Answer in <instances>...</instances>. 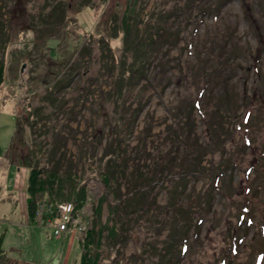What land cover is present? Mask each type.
<instances>
[{
  "label": "rangeland",
  "instance_id": "1",
  "mask_svg": "<svg viewBox=\"0 0 264 264\" xmlns=\"http://www.w3.org/2000/svg\"><path fill=\"white\" fill-rule=\"evenodd\" d=\"M84 1L51 0L48 3L46 0H0V61L3 63L5 75L4 81L0 84V204L13 202L10 216L6 217L0 211V238L4 257L8 259L6 264H80V240L86 234V224H91V214L95 211L98 202L102 205L101 213L97 217L99 223L112 224L108 201L102 198L106 186L100 177V170L104 167V158L101 155L111 128L108 126L107 118L99 113L100 109L107 110L109 118L112 119L108 109H111L113 104H106L103 107L102 93L97 87V84H102L103 87L105 85L108 87L110 84L100 79L102 83L99 81L92 85L94 96L92 93V97L87 99L84 94V82L72 83L75 85L74 89L67 90L61 99V102L65 103L62 112L56 109L57 104H48L44 98L47 86L51 87L56 79L69 71L65 67L66 64L80 62L84 68L87 61L91 62L93 67L90 77L95 75L96 68H99L101 62L106 59L101 60L102 43L89 35L88 28L96 21L106 24L111 16L110 12L122 13L129 2V0H108L105 6L110 7L103 12V7L100 10L101 0H94V5L89 4L94 8L93 10L85 6ZM140 1L144 11H150L153 3L162 8L163 15H153L146 20L147 23L152 24L154 20L161 18L165 19L163 22L165 23L168 19L167 9L185 0ZM214 1L217 2L216 4L220 2V0H210L212 4ZM56 3L66 5L67 9L64 12L57 10L56 16H59L55 21L48 23L41 21L40 15L50 13V8ZM219 8L211 13L198 15L193 22L188 20L193 19L194 14L190 17L188 12L180 11L178 19L181 27L177 29L180 30L181 38L174 34L172 29L175 27L174 24L173 27L166 28L172 24L173 16L169 17L168 25H163L162 28L166 31V35L158 40L160 46L152 59L151 76L131 86L124 104L126 108L122 107L123 111L127 109L130 112H127V117L135 118L134 130L132 133L126 131L124 136L122 133L117 136L123 141L122 144H127L126 151L130 154V159L134 155L133 146L143 142L150 150L151 157L157 162L158 157L163 153L160 150V146L163 145L161 141L165 134L170 132L168 128L170 126L176 128L179 124L180 112L174 118L171 109L180 107L182 98L187 99L188 105L193 98L201 101L206 116L195 108L191 112V120L195 123L193 128L200 137L197 144L200 151L195 154H199L200 157L196 159L197 155L194 157L195 154L181 151L178 152L177 159V163L183 162L187 167L194 166L197 170L195 174H188L186 193L181 200V204L192 212L195 207L199 211L206 209L207 201L210 200L208 197L210 188L206 189L205 186L208 184L209 187L214 173L224 168L222 159L231 156L236 160L232 167L226 169L222 178L225 182L224 186L233 193L234 200L215 194L212 200L213 206L208 210L201 224L200 237L195 242H191L190 250L183 258V264H215L216 259L220 257L238 213L236 205L245 183L244 169L250 165L254 166L252 173L254 186L260 187L254 203L256 220L261 221L264 214V210H261L264 209V43H262L264 42V0H229ZM79 9L83 11L78 15ZM61 16L63 18H60ZM137 26L143 29L144 24L140 22ZM101 28L103 30L102 25ZM145 34L142 33L141 36ZM226 41L229 58L227 71H223V76L227 78L228 69L231 67L236 69L237 76L228 75L229 79L221 87L216 89L215 86L212 88L214 91H211L208 90L211 85L204 92L205 94L200 96L201 81L196 83L192 80L186 61L190 59L192 65H202L211 58L208 52L213 45ZM85 43H90L93 50L88 53L89 55L81 56L80 48ZM113 43H120V39H115ZM190 44L192 45L189 47ZM189 49L193 54H188ZM114 51L119 53V49ZM167 58L170 70L163 78L159 64L160 60L167 61ZM62 68L64 72L60 73ZM257 69L260 71L256 72ZM218 71L220 68L215 67L214 72ZM227 86L230 91L229 97L234 96V100L222 105L221 110L216 109ZM251 103L256 105L253 106L256 110L253 111L252 121L246 124L241 114L245 108H251ZM38 106H42L45 114L53 113L52 118H43V113L38 111L34 113L33 108L37 109ZM70 109H73L72 116H67ZM184 112L187 116V119L183 116L185 122V119L189 120V118L187 111L183 110V115ZM16 113H19L25 121L23 133L25 139L23 144L20 136H17L15 140L18 149L10 153L13 134L16 131ZM26 116L29 118L26 119ZM36 118L37 122H33L32 125L31 122ZM127 123L128 121H125L124 125ZM245 128L249 129L253 141L249 146L244 144L243 140ZM53 131L57 132L56 137L61 139L58 144L65 155L63 157L66 158L64 167L76 171L78 175L76 183L72 186L70 181L63 184V181L58 179L64 187L62 189L64 193L63 191L59 193L58 200L65 198V201L59 204L76 203L75 212L65 217L59 206L56 212L52 210L51 217L48 212H44L40 219L39 213V223L27 226L24 224V219L17 214L19 211L17 202L26 204L28 199L30 165L23 156L30 151L29 149L39 153L38 155L46 153L47 147L50 146L48 143L53 138ZM80 144L84 152L88 151L85 152L87 158L84 164L82 162L72 164L71 159L78 161L82 159L78 153L76 155ZM169 157L171 156L169 155L168 159ZM164 178L157 177L156 180L159 179L160 182L148 189L149 201L153 198H156L158 204L164 201L167 195L165 184L172 183L173 178L177 181L179 175L173 174L170 178L169 176ZM163 179L164 183H162ZM83 186H86L88 195L86 194L83 206L78 209L73 192ZM123 191L125 192V188ZM47 195L48 192H45L44 195H38L40 197L37 199L44 200L43 203L47 204ZM87 196H91L90 200H87ZM51 202V207L54 208L56 201ZM154 208L155 205L149 208L150 215L152 212L157 213ZM148 214H145V218ZM131 215L133 216L134 213ZM84 216L85 219H82ZM145 218L133 223L127 240L117 242L113 246L106 243L102 245L100 264H126V261H139L135 253L136 247L141 246L142 242L138 243V241L141 239L144 241L146 238L160 240L157 228L152 227L153 225L149 226L151 221L146 222ZM63 222L66 224L65 228L62 227ZM56 226L61 229L59 234L55 232ZM193 228L194 226L190 229V233ZM257 231L256 224L250 227L241 253L235 256L236 260L233 264H252L257 251L261 250L256 249L255 246L257 243H263L259 232L256 234ZM103 232L102 242L105 240L107 229ZM120 234L122 236V233ZM230 241L231 239L229 243ZM144 257L143 264H154V260L151 263L152 259L148 256V252H144Z\"/></svg>",
  "mask_w": 264,
  "mask_h": 264
},
{
  "label": "trees",
  "instance_id": "2",
  "mask_svg": "<svg viewBox=\"0 0 264 264\" xmlns=\"http://www.w3.org/2000/svg\"><path fill=\"white\" fill-rule=\"evenodd\" d=\"M46 1L49 3L51 0ZM93 1L94 0H85L84 5L90 7L91 5H94ZM107 1L108 0H101L100 10L103 7V12L110 7L105 6ZM226 1L228 2L229 0H220L219 4H216L217 2L215 1L212 4L210 0H185L180 4L175 3L171 8L167 9L166 14H168V19L171 15L173 18L171 19L172 24L166 26V28L169 29L173 27L172 25L174 24L175 27L172 28L174 29L173 32L178 38H181L179 37L181 36L180 30L177 29L178 27H181L180 20L178 19V17H180V11L188 12L190 17H193L194 14L195 17L188 20L193 22L198 15L211 13L213 10H219V7ZM141 3L142 1L140 0H129L127 6L123 8L122 13L110 12L111 16L107 19L108 21L106 24H101L96 21L91 23L89 28L87 27L89 35L99 39L102 43L101 60L106 59L101 62L99 68H96V73L93 77H90V71L93 67L91 62L87 61L84 68H82L80 62H73L69 65L66 64L65 67L69 71H66L62 76L56 79L51 87L48 85L44 96L48 104H57L56 109H58L59 112H62L61 110L65 109V103L61 102V99L65 96L67 90L74 89L73 87L75 85H72V83L80 84V82H84V94L87 99L90 96L92 97V85L94 83H99L100 79L107 84H110L108 87L106 85V87H103L102 84H97V87H99V90L102 93L103 107H105L106 104H113V107L108 109L112 119L109 118L107 110L102 111L99 108V114L107 118L109 121L107 122L108 126L111 128L110 135L107 136L103 153L101 155L102 158H104V167L100 170V177L106 186L102 198L103 200L108 201L109 217L112 224L99 223L97 217H99L101 213L102 205L101 202H98L95 211L91 214V224H86V234L80 240V264H100V259L102 258V245L106 243L107 245L113 246L117 242L127 240L130 236L129 231L131 232L133 223L140 221L141 218H145V214L149 213L151 205H155L154 210L157 213L152 212L151 215L149 213L145 219L147 220L146 222L151 221L149 226L153 225L152 227L157 228V235L160 237V240L146 238L144 241L143 239L138 241V243L142 242L140 244L142 247L137 246V251L135 253L139 261H126V264H143L145 251L148 252V256L152 259L151 263L154 260V264H183V258L186 253L189 252L191 242H195L200 237L201 224L204 222L208 210L213 206L212 200L215 194H220L231 201L234 200L233 193L224 186L225 182L224 179H222L225 176L226 169L232 167L236 162L233 157L229 156L222 159L224 168H220L214 173L209 187L208 184L205 186L206 189L210 188L208 196L210 200L207 201L206 209H204V211H199L195 207L192 212L188 207H184L183 204H181L182 197L187 189L186 179H188V174H195L197 173V170L194 169V166L190 167L189 165V167H187L183 162L177 163V159L179 158L178 152L183 151L195 154L200 151L197 147L200 137L193 128L195 123L191 120V112L194 108L196 110L198 109L206 116V111L203 109L201 101L198 98H193L189 105L187 99L182 98V103H185H179L180 107L171 109V115L174 118L180 112L181 115L178 117L179 124L176 128L171 126L168 128L170 132L168 131L169 133L165 134V137L161 141V144L163 145L160 146V150L163 153L158 157L157 162L154 157H151L150 150L143 142H139L140 144L137 143V145L135 144L133 146L134 155H132V159H130V154L126 151L127 144H122L123 141L117 137L119 133H122L124 136L126 131L132 133L134 130L133 124L135 118L133 116L127 117V112H129L127 109L126 111H123V108H126L124 105L125 100L128 99L129 95V92L127 91L132 85L138 83L144 78L149 79L151 76V73L153 72V69H151V65L153 64L152 59L156 56V49L160 46L158 40L166 35V31L162 29L164 27L163 25H168V19L163 23L165 19L162 18L154 20L152 23L153 25L147 23L146 20L149 17H152L153 15H163V11L162 8L155 6L154 3L152 4L150 11H144ZM52 6L53 7L50 8V13L40 15L42 19L41 21L45 23L55 21L57 16H59H56L57 10L64 12L65 9H67V6H63L62 3H56ZM90 9L93 10L94 8L90 7ZM82 11V9H79L78 15ZM60 18H63V16ZM140 22H143L144 30L137 26ZM101 25L103 26V30ZM142 33L146 34L141 36ZM92 37H89V39ZM115 39H120V43H113ZM191 45L192 44H190L189 47ZM227 48V41L220 44H214L208 52L211 58L205 61L202 65H192L190 59L186 61L192 80L196 83L201 81L199 86L200 96H203V94H205L204 92L211 85L212 86L208 89L211 91H214L212 88L215 86H217L216 89L221 87V85L229 79L228 75L232 77L237 76L236 69H233V67L228 69L229 74H226L227 78H224L223 76L228 67L229 55ZM114 49H119V53H116ZM191 49L188 50V54H193ZM92 50V45L90 43H85L80 48V54L81 56L89 55L88 53L92 52ZM221 55L223 58H221ZM215 60L216 63L214 64ZM168 62V58L167 61L160 60L159 68H161L163 78L166 77V72L170 70ZM210 62L212 63L209 64ZM165 67L167 69H165ZM215 67H219L220 71L214 72ZM63 69L64 68L60 70V73L64 72ZM259 71L260 69H257L256 72ZM4 78V67L3 63L0 61V84L4 81ZM100 83L102 82L100 81ZM94 94L95 93H93V96ZM229 94V86H227L224 88L223 97L219 100L220 105H217L216 109L221 110L222 105L224 106L226 103L229 104V102L234 100V96L229 97ZM79 98L81 99V96ZM253 106L256 105L251 103V108H245L241 114L243 122L246 124L252 121L253 111L256 110ZM33 109L34 113L35 111L43 113V118H52L53 116V113L45 114L42 106H38L37 109L34 107ZM183 110L187 111L189 120H186L187 116L185 112V115H183ZM68 111L69 113H67ZM68 111H65L67 116H72L71 112H73V109ZM183 116L186 118L185 122ZM16 118V131L13 134L10 153H14L15 150L17 151L18 149V144L15 140L17 136H20L23 144L25 139V137H23L25 121L21 118L19 113H16ZM27 118H29V116H26V119ZM123 119L124 122L122 123ZM125 121H128L126 125H124ZM33 122H37V118L31 122L32 125ZM180 122H182V124H180ZM245 130L246 131L243 133V140L244 144L249 146L253 141L248 131L249 129L247 130V128H245ZM52 135V141L48 143L50 146L47 147V149L46 147L43 149V151L45 149L47 150L46 153L38 155L39 153H35L32 149H29L30 151H27L23 156L24 160L30 165L27 188L28 199L26 204L28 220L32 224L39 223V213L40 219H42L44 212H48L51 217L53 215L51 214L52 210L56 212L59 208V203L65 201V198H60L58 200L59 193L62 191V193H64V190H62L64 187L61 186V181H58V179L62 180L63 184L70 181L72 186L76 183L78 177L76 171H70V169L64 167L66 158L63 157L65 155L62 153L58 144L61 139L56 137L57 132L53 131ZM194 136L196 137L194 138ZM48 144H45V146ZM166 145L168 146L166 147ZM81 147L82 144H80V148L76 151V155L78 153L79 157L82 159H79L80 161H78V159L76 160L73 158L71 159L72 164H76V162H82L84 164V160L87 158L85 152L87 153L88 151L84 152ZM169 155L171 157L168 159ZM196 155V159H199L200 155L195 154L194 157H196ZM101 161H103V159ZM130 161H132V163ZM253 171L254 166L252 165L247 166L244 169L245 175L243 176V179L245 180V183L236 205L238 213L228 237L231 241L229 243L228 239L220 257L216 259L215 264H221V262H224L223 264H233V261L236 260L235 256L241 253L246 234L249 232L250 227L255 224L257 225L258 230L256 234L259 232L263 243H257V246H255L256 249L259 248L261 250L258 249L259 251H257L252 264L255 263L258 254L264 252V214L261 221L256 220L254 203L260 187L254 186L252 178ZM173 174L179 175V178L177 181H174L175 178H173L172 183L165 184V190L168 196L165 195L164 201L159 204L157 203L156 198L149 201L148 189L153 188L155 184L160 182L159 179L156 180L157 177L167 178L169 176L170 178ZM185 175L187 177H185ZM164 179L162 180V183H164ZM151 185L153 186L151 187ZM124 188L125 192L123 191ZM45 192H48L47 204L43 203L44 200L37 199V197H40L38 195H44ZM86 194V186H83L80 189L78 188L76 192H73V195L76 197V202L78 203V209L83 206V203H85ZM90 197L91 196H87V200H90ZM54 200L56 201V206L54 205L53 208L51 207V201ZM146 205L150 206L147 207ZM75 208L76 203L73 204V210L70 212L71 215L75 212ZM261 210L263 211L264 209ZM133 213L134 215L132 216L131 214ZM82 219H85V216L82 217ZM192 226H194V228L192 233H190L189 231ZM105 229H107V234L104 235L105 240L102 242L103 231ZM120 233H122V236ZM162 235L163 237H161ZM1 243L2 239L0 238V264H6L8 259L4 257V250Z\"/></svg>",
  "mask_w": 264,
  "mask_h": 264
},
{
  "label": "crops",
  "instance_id": "3",
  "mask_svg": "<svg viewBox=\"0 0 264 264\" xmlns=\"http://www.w3.org/2000/svg\"><path fill=\"white\" fill-rule=\"evenodd\" d=\"M13 193V192H12ZM17 205H18V208H19V211H18V215L24 219V224L25 225H34L32 224L29 220H28V217H27V209H26V204L23 203V204H20L19 202H17ZM13 206V202H7V203H4V204H0V211L3 212V214L8 217V215L10 216L11 215V207Z\"/></svg>",
  "mask_w": 264,
  "mask_h": 264
},
{
  "label": "built area",
  "instance_id": "4",
  "mask_svg": "<svg viewBox=\"0 0 264 264\" xmlns=\"http://www.w3.org/2000/svg\"><path fill=\"white\" fill-rule=\"evenodd\" d=\"M61 210L65 214V217H68V214L72 211L73 205L72 203H62L60 204ZM65 223H62V227L65 228ZM61 229L58 227L57 232H59Z\"/></svg>",
  "mask_w": 264,
  "mask_h": 264
},
{
  "label": "water",
  "instance_id": "5",
  "mask_svg": "<svg viewBox=\"0 0 264 264\" xmlns=\"http://www.w3.org/2000/svg\"><path fill=\"white\" fill-rule=\"evenodd\" d=\"M26 63V62H25Z\"/></svg>",
  "mask_w": 264,
  "mask_h": 264
}]
</instances>
